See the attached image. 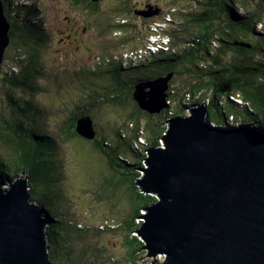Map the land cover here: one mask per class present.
<instances>
[{"label": "trees", "instance_id": "obj_1", "mask_svg": "<svg viewBox=\"0 0 264 264\" xmlns=\"http://www.w3.org/2000/svg\"><path fill=\"white\" fill-rule=\"evenodd\" d=\"M18 1L20 3L15 4L11 0H3L4 7L8 6L9 9V6H12L11 8L15 12L18 11L21 16L31 17L26 12L27 7L35 8L36 4L26 5L23 0ZM73 1L89 11L94 12L99 9V0ZM259 1L261 0H202L197 2L198 9L195 11L186 10L183 12L182 10L185 8H179L178 16H175L177 12L175 7L166 11L159 6L160 13L147 20L146 15L139 13V10L146 6V2L119 0L112 10L106 11L107 17L99 20L98 24L99 13L95 14L94 12L91 20L99 30H102V36L107 35V32L116 35L114 45L117 47L120 45L123 49L126 47L125 49L128 51L146 44L145 40L142 41V37L147 38L148 36L145 23L150 29L153 26L157 27V23H165L169 17L173 23L176 24L178 21L179 24L168 26L172 33L168 36L169 47L167 48L146 53L143 59L130 58L126 66L120 64L123 58L117 54L108 55L107 63L110 64L116 59L119 64H116L117 66L110 64L108 68H99L98 65L93 64L91 69L85 70L84 67L80 73L71 72L73 74L70 77L65 81L61 80V85H65L67 89V87L75 85L73 81L79 79L78 85L83 86V90L80 89L79 93L86 91L83 93L85 98H82V102L73 101L71 107H67L69 106L66 103L67 99L62 102L66 105L68 112L64 108L65 113L60 119H57L58 130L52 128L54 132L50 128L49 130L52 132L44 130L43 123L39 122L40 118L45 115L41 114V105L39 107L33 98L16 99L13 95H16L15 91L21 90L28 91L33 97L45 88L38 81L42 77L50 75L39 59V49L48 45L51 35L45 32L42 27L33 26L31 20L26 17H24L26 19L23 23L17 25L16 29L21 38L16 35L15 27H11L9 33L11 41L20 39L25 46L30 41L32 44L28 46L31 51H24L21 56L16 58V70L19 69L20 72L15 73L11 84L8 81L10 88L6 91L7 105L15 108L18 115L15 114L14 117L8 119L0 111V138L12 146L16 155L15 159L10 161L0 154V178L6 182L8 177L13 178L20 172L29 173L28 180L32 185L29 190L30 197L46 210L45 217L48 222L45 226V233L49 238L50 256L53 261L59 264H104L99 263L97 258L89 259L90 261L86 259V256L90 255L92 251L97 250L95 246L76 247L73 240L70 241L72 230L81 237H84L85 234H80L78 230L75 231L73 224L76 222L65 220L69 212V210L65 211L64 205H67V199L63 195L64 186L62 187V171L64 172L66 160L62 156H58L57 142L59 140L61 143L62 140L69 141L72 147V141H74V144L80 147L84 158L88 156L84 151L92 150L90 143L94 149L100 150L105 155L109 171H114V174L119 172L116 168L136 170L132 177L134 189L129 183L126 186L122 179L114 178L115 176L105 177L102 180V186L110 196H124L132 207L130 218L125 219L127 223L124 233L128 243L129 256L132 255L137 259L138 253L144 245V241L136 232L142 224L141 220H137L141 214L140 209L143 206L147 207L158 198L153 193H148L153 189L149 179L150 164L147 151L150 147L161 143L165 135L164 132L169 126L167 122L170 118L182 115L183 111L175 108L173 104L181 105L185 113H188V108L192 104L206 102L207 117L216 124L257 121L264 126V117L260 116L261 112L259 111L264 110L262 108L264 106V15L260 11L262 7ZM137 15L144 16L145 23L136 25L129 22L130 19L135 20V18L138 19L135 21L139 22ZM172 16L173 19H171ZM188 22L191 23L190 28L185 26ZM258 24H262L259 32L256 30ZM151 33L153 31L149 32V34ZM249 34H255L257 38L252 42ZM104 40L110 43L114 39L105 38ZM138 43L140 46H137ZM128 45H132L130 46L132 48H128ZM161 58L166 59L163 66L158 65L161 66V69L158 71L156 69L157 72H153L150 71V67L147 68L146 73L140 76L155 79L158 76L172 73L166 90L168 94L166 97L167 106L153 113L144 110L148 118L143 123L140 116L143 109L139 106L138 101L133 99L134 86L131 87L130 94L125 89L120 90L123 79H128L123 73L124 70H130L135 75L133 70L138 67L137 61L143 60L148 66H152L155 62L159 63ZM11 65L14 64L11 63ZM53 76L60 79L59 75L53 74ZM87 76L86 80H90L87 84L91 88L86 89L82 78L85 79ZM44 79L47 80L46 86L48 87L49 77ZM67 79H69L68 84H66ZM125 84H127L126 81ZM128 97L132 99L130 101L133 102V108L125 111L120 107L125 100H129ZM96 104L101 105L99 108L102 107V111L93 115ZM258 105H261V108ZM212 108L218 114L219 121H216V117L211 115ZM46 109L48 110V105ZM106 114L114 116L115 119H106ZM83 115L90 116L93 120L94 136L91 138H86L76 129L77 121ZM230 115H232V119L229 118ZM38 118L39 125L36 123ZM104 120L110 122L114 132H105ZM7 124H14L16 128L7 131ZM116 128L121 133L116 132ZM143 128L146 133L153 129L159 132L152 141H148L149 145L144 149L145 152L133 147V143L142 144L140 131H143ZM55 137H59V139ZM124 150H132L133 158L137 159L132 161L126 157L123 154ZM116 160L120 162L117 164ZM145 162L147 163L144 169L145 175L143 179H137L140 174L138 169L144 168ZM37 193L39 194L37 195ZM133 203H136L134 207ZM100 254L102 255L104 252ZM127 254L122 255L123 258ZM123 258H116L118 264H129L124 262Z\"/></svg>", "mask_w": 264, "mask_h": 264}, {"label": "water", "instance_id": "obj_2", "mask_svg": "<svg viewBox=\"0 0 264 264\" xmlns=\"http://www.w3.org/2000/svg\"><path fill=\"white\" fill-rule=\"evenodd\" d=\"M10 29L0 0V67ZM171 76L140 78L133 99L160 111ZM203 103L170 118L165 145L147 151L158 198L140 214L138 232L147 255L165 257L143 264H264V131L252 121L216 124ZM92 122L81 116L78 133L93 137ZM15 178L9 188L0 180V264H58L50 257L46 210L31 199L27 178Z\"/></svg>", "mask_w": 264, "mask_h": 264}, {"label": "rangeland", "instance_id": "obj_3", "mask_svg": "<svg viewBox=\"0 0 264 264\" xmlns=\"http://www.w3.org/2000/svg\"><path fill=\"white\" fill-rule=\"evenodd\" d=\"M11 1L15 4L20 3L18 0H11ZM70 1L71 0H23V3H26V5L36 4V7L39 8L40 13L43 14V23L45 24V26L51 30H54L57 27H60L61 29L64 30V32L60 34V36H63L64 38H66L65 34L70 31L69 26L74 22V19H76V21L81 27L84 24H88L87 22L82 20L83 17L87 16L86 11L82 9L73 8L70 4ZM118 1L119 0H101L99 4L100 12H99V17H97V24L99 20L105 19L107 17L108 14L106 11L112 10L113 6ZM198 1H202V0H138V2L140 3H143V2L150 3L145 7L146 11L157 9L159 6L163 7L166 11H168L169 8L175 7L177 11L175 16H178V11L180 12L179 8L181 7L185 8L184 10H182L183 12H185L186 10L195 11L196 9H198V6H197ZM261 1L264 3V0H261ZM261 1H259L262 7L260 11H262V15H264V4ZM11 7L12 6H9V9H8V6H6L5 8L6 17L8 18L10 24L12 23L11 27L13 28L15 27V32L19 34L18 37L21 38L19 31H16L17 25H20L21 23H23V21L26 18L28 20H31V22L34 24L33 26H35L36 28L42 27V21L36 15L38 11L34 7L33 8L27 7L26 12L28 13V15L30 14L31 17L24 16L26 18L21 16L18 13V11L15 12ZM140 7H142V5H140ZM148 17L151 18V16H148ZM167 18L168 19L165 23H160L159 26L157 27L153 26L150 29L145 23L148 35H149V32H152V31L165 34L164 30L166 26L173 25L172 23L173 21H171L169 17ZM171 19H173V16L171 17ZM135 20H138V19L135 18ZM176 22L177 23L176 24L174 23V25L179 24L178 21ZM218 22L220 21L218 20ZM190 25H191L190 22L185 24V26L189 28H190ZM261 27H262V24H258L256 27V30L259 32L261 30ZM192 28L193 26L191 27V29ZM95 29L96 31H91L89 29V30L83 31L82 33L80 32L74 33L73 36L75 37H72V39L73 40L77 39V40L75 41V43L72 42V45L74 47H73V50L69 54L66 52H61L59 50L57 51L54 50L56 46L65 45V44H62L63 43L62 41L55 42V44L53 42H48L47 46L40 48L39 49V59L42 62V64L45 65L44 67L46 69V72H48L50 75L48 76L49 79L48 77L44 76V78L50 80V83H48V87L46 86L47 80H45L42 77L38 82H40L42 86H45V88L41 89L33 97L30 93H28V91L24 92V91L19 90V91H15L16 95L13 94L16 99L33 98L34 102L39 107L40 105L42 106L41 114H45V115L42 116L40 120L38 118L36 123L38 124V120L39 122H42L43 123L42 128L44 130L45 129L49 130V128L52 129L53 127L56 130H58L57 129V121H58L57 119H60L62 117V114L65 113L64 108L68 112L67 107H71L70 106L71 102L73 101L82 102V98H85V95L83 93L86 90L79 93V90L82 89L83 87V86L78 85L80 83L79 79L76 81H73L75 85H72L71 87H67L68 90L65 88V85L64 86L61 85L60 83L61 80L65 81L66 78L70 77L71 74H73L71 72L80 73V70L81 69L83 70L84 67H85V70H89L92 68L93 64L95 65L104 64V61L108 60L107 59L108 55L112 56V54H117L118 56L122 55V57L125 58L124 53L128 50L127 49H122V50L117 49V46L114 45V42L116 40V35H112L111 33L107 32L106 33L107 35L102 36V30L98 31L96 26H95ZM255 36H256L255 34H249V38L252 42L257 38ZM105 38L114 39V40L109 43V42H105L104 40ZM147 38H142V39L146 40ZM163 39L164 38H162L160 41H163ZM168 40L169 38L165 37V41H168ZM89 43H90V46L87 45ZM30 44H32L31 41L29 42V44L25 46L23 41L20 39L10 41L5 49V54L1 62L0 111L8 119H11L12 117H14L15 114L18 115L15 108H11L10 106L7 105L8 101L6 100V94H7L6 91L8 88H10L8 81L11 84L12 77L15 75V73L17 74V72L18 73L20 72L19 69L16 70V67H17L16 58L21 56V54L24 51L25 52L27 50L31 51L30 47H28ZM164 46H166L165 48H167L169 47V44H165ZM118 47H120V45ZM91 48L95 50L94 53L96 54V57L86 61L85 53L92 52ZM60 52L63 53L64 57L59 55V59H58L56 55L59 54ZM227 53L229 54V52ZM69 55H71L72 57L70 59L71 62H68ZM140 57L141 59L145 57L144 52H142V55ZM11 63H13L14 65H11ZM113 64L115 66L118 65L116 61H113ZM137 64H138V67L133 70L135 75H138V74L142 75L146 73L147 68H150V66H148L147 63L143 60L141 61L139 60ZM142 64H145V65L143 66ZM65 69H68V70H65ZM53 74L59 75L60 79H57L55 76H53ZM3 78H4V81H3ZM55 78L57 79L56 81H55ZM126 78H127V75H126ZM82 79L84 80L86 89L91 88L87 84L90 81V80H86L88 79V76L85 77V79L84 78ZM68 83H69V79H67L66 81V84ZM202 98L204 99V97ZM65 100H66V103L69 104V106L67 107L64 103H62ZM130 100L132 99L129 98V100H125L123 105L120 108L124 109L125 111H129L131 108H133V102ZM205 103L203 104L205 105ZM47 105H48V110L46 109ZM99 106L101 105L99 104L95 105L93 115L95 113H101L102 107L99 108ZM173 106L177 109L182 110L183 111L181 113L182 115L186 114L184 108L181 105L173 104ZM258 106L261 108V105H258ZM262 108H264V106H262ZM259 111L261 112L260 116L264 117V110H259ZM141 112H142L141 115L139 114L141 116V121L145 123L147 121L148 116L144 110H141ZM210 112L213 117H216L217 119L216 121H219L217 118L218 114L213 108L211 109ZM105 118L109 120L115 119L114 116H111V115L109 116L108 114L105 115ZM252 123L254 125L259 126L264 131V126L259 124L257 121H252ZM103 125H104V130H106L105 132H110V131L114 132L112 131L110 122L108 120H104ZM14 128H16L14 124L6 125L7 131H12ZM49 131L52 132L53 129L52 131L51 130ZM115 131L120 132V131H117V128ZM140 132L142 135V137L140 138V141L142 140L141 141L142 144L138 142L133 143V147L137 148L141 152H145L144 149L149 145L148 141L150 140L152 141L154 136L158 135L159 132L153 129L146 133L144 128H143V131H140ZM51 134L53 136H56L54 133H51ZM123 137L126 138L125 136ZM55 138L59 139V137H55ZM163 142H164V139L161 140V143L159 141L160 145H162ZM72 144L74 148L71 146L70 142L67 140H62V143L60 140L57 142L58 156H62V158L66 160L65 165H64L65 166L64 172L62 171V176H63L62 187L64 186L63 195L65 196V199H67V205L66 206L64 205L65 211L69 210V212L67 213L65 220L76 222L75 224H73L75 231L78 230L80 234H85L84 237H81L80 235H78L72 230L70 241L73 240L74 246L76 247H80L82 245L83 246L93 245L97 248V250L92 251L90 255L86 256V259L88 261L93 260L94 258H97V261L99 263L118 264L119 262L117 259L123 258L122 255H125L128 253V247H127L128 243L126 241V237L124 233V231H126V223H127L125 219L128 218L129 215L131 214L132 207L130 206L129 202L124 196L122 195L110 196L109 193L106 192L105 188H103L102 180H104V178L107 176H111V177L115 176L114 178L122 179L123 181H125L126 186H128V183H129L131 187L134 189L135 185L132 183V177L134 175V171L136 170H133V171L130 169L119 170L116 168V170L119 172L114 174L113 173L114 171H111V170L109 171L107 159L105 155L101 153L100 150L98 151L94 149L92 145L89 143L90 148L92 150L89 152V150L86 149L84 153H87L88 156L84 158L80 150V147L78 145H75L74 141H72ZM0 154L6 157V159L10 161L15 159L16 157L12 146L10 144L3 142L1 138H0ZM123 154L129 159H131L132 161H135L137 159L135 156H134L135 159L133 158L132 150H124ZM119 162H120L119 160H116L117 164ZM143 165L145 168L147 166V163L145 162ZM138 171L140 172V174L139 176H137V178H142L144 175V170L141 168V169H138ZM18 175L25 177V178L27 177L26 186L28 188L27 190L29 191L30 188L32 187L31 181L28 180L29 173L24 174V175H21V174H18ZM0 180H3V179L0 178ZM10 186H11L10 182H6L4 183L2 187L5 188V187H10ZM138 186H141V185L138 184ZM148 193H153V195L158 197V193L156 191L152 190ZM38 194L39 193H37V195ZM135 205L136 203H133V207ZM140 212L141 213L147 212L146 207L143 206L140 209ZM144 219L145 218L143 215H139L137 218V220L138 221L141 220V222H143ZM98 226L99 228L97 229ZM85 231L86 233H83ZM136 232L139 234L138 231ZM139 235L145 244L146 241L144 240V237L141 234ZM47 241H49L48 237H47ZM142 247L143 248L138 253L137 259H135L134 256L132 255L129 256V253H128L122 260L129 264H133V263L137 264V262L138 264H143L144 262L153 260L155 257L156 258L159 257L160 259H164L165 257V255L163 254L147 255L148 249L146 248V246H142ZM102 252H104V254L101 255L100 253ZM111 257L113 258L111 259Z\"/></svg>", "mask_w": 264, "mask_h": 264}, {"label": "flooded vegetation", "instance_id": "obj_4", "mask_svg": "<svg viewBox=\"0 0 264 264\" xmlns=\"http://www.w3.org/2000/svg\"><path fill=\"white\" fill-rule=\"evenodd\" d=\"M132 1H134V2H138V0H132ZM100 2H101V0H99V4H100ZM140 3V2H139ZM70 4H71V6L73 7V8H75V9H82V10H85L86 11V13H87V16L86 17H83L82 18V20L83 21H85V22H87L88 24H84L82 27L78 24V22L76 21V19H74V22L69 26V29H70V31L68 32V33H66L65 35H66V38H64L63 36H60V34H62L63 32H64V30L63 29H61L60 27H57L56 29H54V30H51V29H49L48 27H46L45 26V24L43 23V14L42 13H40V11H39V8L38 7H35V9H37V11H38V13L36 14L40 19H41V21H42V29L45 31V32H48L50 35H51V37L49 38V42H53L54 44H55V42H60V41H62L63 43L62 44H65L64 46H56L55 48H54V50L55 51H57V50H59V51H61V52H66V53H70L72 50H73V45H72V42H74L75 43V41L77 40V39H72V37H75V36H73L74 35V33H82L83 31H86V30H91V31H96V29H95V24L93 23V21L91 20V18H92V16L94 15V12H95V14L96 13H99L100 12V9H98L97 11H95L94 10V12L93 11H89V10H87V9H83V7L80 5V4H78L77 2H75V1H73V0H71L70 1ZM148 4H150V3H147L146 4V6L148 5ZM145 6V7H146ZM142 8L141 10H146V8ZM159 8V7H158ZM153 9V10H150L149 12H151L152 14H150V15H147L146 17H147V20H150L151 18H149L148 16H153V15H158L159 13H160V11H161V9L159 8V9ZM30 15V14H29ZM138 16V18H139V22H136L135 20H133V19H130L129 20V22L130 23H134V24H136V25H142L143 23H145V21H143V19H145L144 18V16H141V15H137ZM67 18V17H66ZM75 18V17H74ZM80 20V19H79ZM142 23V24H141ZM173 23V22H172ZM95 25V26H94ZM173 25H174V23H173ZM97 27V26H96ZM97 29H98V31H99V28L97 27ZM127 29H129V28H127ZM164 33L165 34H171L172 33V31H170L169 30V27L166 29L165 28V30H164ZM142 38H145V36L144 37H142ZM142 41H143V39H142ZM88 42H90V41H88ZM126 44H128V43H126ZM87 45H89L90 46V43L89 44H87ZM129 46V45H128ZM130 46H132V45H130ZM128 47V48H132V47ZM137 46H139V43L137 44ZM126 47H124V49H125ZM122 50V49H121ZM91 51L92 52H90V53H85V60L87 61V60H90V59H92V58H95L96 57V54L94 53V49L93 48H91ZM59 53V54H57L56 55V57H58V59H59V55L60 56H63L64 57V55H63V53ZM68 58H69V60H68V62H71V55H69L68 56ZM139 58V55H137L135 58H133V59H138ZM129 58H123V61H121V64L122 65H125L126 66V64H128V62H129ZM165 58H161L160 60H159V63L158 62H155L152 66H150L151 68H150V71H153V72H157L158 71V69H161V66H158L159 64L160 65H162L163 66V63L165 62ZM114 61H116L117 62V64H119V61L118 60H116V59H114ZM127 62V63H126ZM138 62V61H137ZM136 62V63H137ZM110 64H113V61H112V63H110ZM109 63H107V61L105 60L104 61V64H99L98 65V67L99 68H103V67H105V68H108V66L110 65ZM114 65V64H113ZM156 69H157V71H156ZM65 70H68V69H65ZM125 76L127 75V77H128V79H123V83H121L120 84V90H126V91H130L131 90V87L133 86V84L137 81V80H139L140 78H143L144 76H140L139 74L138 75H134L133 73H132V71H130V70H124V73H123ZM125 78V77H124ZM127 82V84H125L124 85V82ZM126 88H128V89H126ZM131 92V91H130ZM130 92H129V94H130Z\"/></svg>", "mask_w": 264, "mask_h": 264}, {"label": "clouds", "instance_id": "obj_5", "mask_svg": "<svg viewBox=\"0 0 264 264\" xmlns=\"http://www.w3.org/2000/svg\"><path fill=\"white\" fill-rule=\"evenodd\" d=\"M159 24L160 23H157V26H159ZM169 36V34H161V33H157V32H154L153 31V33H151V34H149L148 35V38L145 40V45H142L141 47H139V48H137V49H134V50H130V51H126L125 53H124V56H125V58H135L136 56H137V54H139L140 53V51L141 52H144L145 51V49L146 48H148V43H150L152 40H156V42L158 41V42H160V40L162 39V38H165V37H168ZM169 43V40L167 41V44ZM117 49L118 50H120V49H123V48H121V46L120 47H117ZM159 51V50H158ZM151 52V51H150ZM120 58H124V57H122V55L120 56ZM124 58V59H125ZM139 58H141V57H139ZM107 61V60H106ZM121 64V63H120ZM187 115H189L190 114V112H188V113H186ZM142 141V140H141ZM165 145V143L163 142V144H162V146H164ZM24 173V172H23ZM19 174H21V172L19 173ZM25 174V173H24ZM23 174V175H24ZM17 177V176H16ZM10 178V177H9ZM22 178H25V177H22ZM27 178V177H26ZM15 180L16 178L14 177V178H10V179H8V181H6V182H10L9 180ZM5 182V183H6ZM5 188H9V187H5ZM146 213V212H145ZM140 234V233H139ZM51 257V256H50ZM59 264V263H58Z\"/></svg>", "mask_w": 264, "mask_h": 264}, {"label": "built area", "instance_id": "obj_6", "mask_svg": "<svg viewBox=\"0 0 264 264\" xmlns=\"http://www.w3.org/2000/svg\"><path fill=\"white\" fill-rule=\"evenodd\" d=\"M163 42V43H162ZM157 43H159V45H156ZM165 44H167V41H165V38L163 39V41L160 42H156V40H152L150 43H148V48L145 49L144 51V55H146V53H149L150 51H158L162 48H165L166 46H164ZM139 57L142 55V52L140 51ZM230 117H232V115H230Z\"/></svg>", "mask_w": 264, "mask_h": 264}, {"label": "bare ground", "instance_id": "obj_7", "mask_svg": "<svg viewBox=\"0 0 264 264\" xmlns=\"http://www.w3.org/2000/svg\"><path fill=\"white\" fill-rule=\"evenodd\" d=\"M168 28V25L166 26V29ZM156 45H159V43H157ZM160 144L156 145V146H159Z\"/></svg>", "mask_w": 264, "mask_h": 264}]
</instances>
